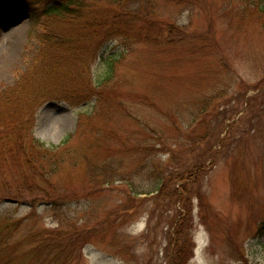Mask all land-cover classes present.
Masks as SVG:
<instances>
[{
  "label": "rangeland",
  "instance_id": "1",
  "mask_svg": "<svg viewBox=\"0 0 264 264\" xmlns=\"http://www.w3.org/2000/svg\"><path fill=\"white\" fill-rule=\"evenodd\" d=\"M231 2L94 4L82 20L100 19L102 38L123 12L152 35L100 47L84 21L43 27L0 0V93L28 73L72 98H31L33 137L58 147L42 151L51 173L25 171L11 148L10 163L0 143V264H180V249L184 264H264V15ZM12 113L0 96L8 127Z\"/></svg>",
  "mask_w": 264,
  "mask_h": 264
},
{
  "label": "trees",
  "instance_id": "2",
  "mask_svg": "<svg viewBox=\"0 0 264 264\" xmlns=\"http://www.w3.org/2000/svg\"><path fill=\"white\" fill-rule=\"evenodd\" d=\"M16 2L22 3V8L30 14V16H38L41 14L42 24L43 27L48 24V22L58 18H63L61 20L64 21H84L85 23L80 25V30L84 32H90L91 35H96L97 40H100L99 46L102 47V45L106 42H108L110 39H124L125 41H145L150 40V37L152 38V35L150 37L147 35V33L143 34L140 29L137 28V24L140 22L141 17L138 16V19L136 21H131L129 16H127V12H123L124 15H119L114 18L115 21H117L116 27H109L108 30H105L104 35L105 37L102 38L101 36L97 35L98 30L102 28L103 22H100V19H97L96 16H93L92 20L90 21V18H86L85 20H82L83 16L85 14L84 11L88 10L89 6H92L94 4H98L100 2H110V5L112 7H119L123 8L127 6V3L130 0H14ZM236 1V0H232ZM240 1V0H237ZM191 2V0H190ZM229 5H232V2L230 0ZM241 9L240 13L247 12L251 13H261L264 15V0H241ZM87 14V13H86ZM87 16V15H86ZM167 32L170 33L171 36H173L176 32V28H168ZM74 35L78 37V40L81 39V32H73ZM46 35L43 34L42 37ZM157 39H159L161 36L160 34L156 35ZM74 42V39H71L67 42L68 48L69 46ZM58 47H61L58 45ZM98 50H94L93 54L96 55ZM71 55L74 57V60L70 62V64H73L76 66L79 63V56L75 53H71ZM95 58V56H94ZM59 60H64L63 56L60 55L58 57ZM57 60V59H56ZM55 60V61H56ZM118 59H112L111 62L107 63L110 67V69L113 68V65L116 63ZM28 74V73H26ZM26 74L22 75L19 78V81L15 84V86L11 88H7L5 91L0 93V96H6L10 98L11 101H13V107L16 109H22V113L19 115H15L12 113L15 118L13 119L14 122L18 123L15 124L13 122V127H8L5 125L6 122L0 121V143L8 146L4 148L5 153L7 154V160L12 163L13 160V154H18L19 158L21 160L17 161V165L22 166L25 171H32L35 174L43 173L45 169L46 171L51 173V169L49 166V158L44 160L43 153L53 152L58 149V147H46L43 142H40L39 140H36L33 137V129L35 127V120H34V113L35 109L32 106L31 98L35 97L41 100L47 101H61L65 103L72 104V98H68L66 96H61L60 94L56 93L54 90H51L50 92L42 91L40 93L39 87H40V81L35 80L31 74H29L28 77H25ZM29 90V92H26V90ZM50 93V94H47ZM42 94V95H41ZM90 94H93V90L90 91ZM86 98V97H85ZM91 98V97H90ZM89 99V98H88ZM25 129V130H24ZM22 132H25V135H21ZM26 138V142L22 139ZM204 142V140H203ZM11 148V152L10 149ZM33 150L39 151L41 155H36L34 157ZM46 150V151H45ZM44 151V152H42ZM48 155V154H47ZM49 156V155H48ZM53 156L51 155V158ZM206 167L204 165L196 166L189 175L190 177L195 174V170H197V173L200 174L201 171L205 172L203 167ZM201 170V171H198ZM54 169L52 170V173H54ZM170 177L166 178L165 180H162V188H160L159 192L167 191V185L171 183V180H173V176L169 175ZM191 179V178H190ZM190 179H180V182ZM164 184L163 185V183ZM107 184V182H104ZM35 192H38V190H35ZM175 197L178 196V193L174 192ZM162 195V194H161ZM51 205V204H49ZM185 219V217H184ZM183 221V219H181ZM259 235L261 238H264V224L259 229ZM184 255L183 252H181V249L178 250L174 254V258L177 262L180 264H184V258L180 259V257Z\"/></svg>",
  "mask_w": 264,
  "mask_h": 264
}]
</instances>
